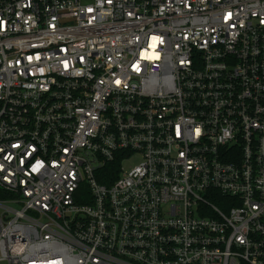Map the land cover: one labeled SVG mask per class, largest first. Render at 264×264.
<instances>
[{
    "label": "built area",
    "instance_id": "2783aa9c",
    "mask_svg": "<svg viewBox=\"0 0 264 264\" xmlns=\"http://www.w3.org/2000/svg\"><path fill=\"white\" fill-rule=\"evenodd\" d=\"M0 264H264V0H0Z\"/></svg>",
    "mask_w": 264,
    "mask_h": 264
},
{
    "label": "trees",
    "instance_id": "16d2710c",
    "mask_svg": "<svg viewBox=\"0 0 264 264\" xmlns=\"http://www.w3.org/2000/svg\"><path fill=\"white\" fill-rule=\"evenodd\" d=\"M115 166H116V165H115ZM109 168H110V166H106L105 169H104V172L106 173V175L109 176V180H103V179H100V181H101L102 183L112 182V180H114V179L117 177V175H118V171L115 170V172H114V171L111 172V171L109 170ZM110 180H111V181H110Z\"/></svg>",
    "mask_w": 264,
    "mask_h": 264
},
{
    "label": "rangeland",
    "instance_id": "374dc122",
    "mask_svg": "<svg viewBox=\"0 0 264 264\" xmlns=\"http://www.w3.org/2000/svg\"><path fill=\"white\" fill-rule=\"evenodd\" d=\"M138 161H139V159L130 160L129 163L124 165L125 169L129 168L130 166H134L135 164H137Z\"/></svg>",
    "mask_w": 264,
    "mask_h": 264
}]
</instances>
